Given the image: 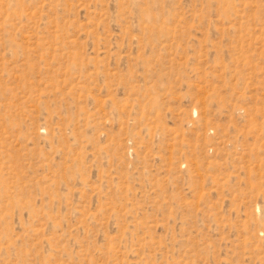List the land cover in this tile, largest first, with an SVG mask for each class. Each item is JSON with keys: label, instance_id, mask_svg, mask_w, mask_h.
Masks as SVG:
<instances>
[{"label": "rangeland", "instance_id": "obj_1", "mask_svg": "<svg viewBox=\"0 0 264 264\" xmlns=\"http://www.w3.org/2000/svg\"><path fill=\"white\" fill-rule=\"evenodd\" d=\"M0 264H264V0H0Z\"/></svg>", "mask_w": 264, "mask_h": 264}]
</instances>
